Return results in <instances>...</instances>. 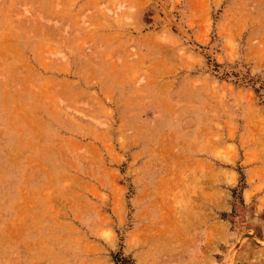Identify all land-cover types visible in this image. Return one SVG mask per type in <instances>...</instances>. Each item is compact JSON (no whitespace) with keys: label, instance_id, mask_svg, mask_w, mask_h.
Returning a JSON list of instances; mask_svg holds the SVG:
<instances>
[{"label":"rangeland","instance_id":"1","mask_svg":"<svg viewBox=\"0 0 264 264\" xmlns=\"http://www.w3.org/2000/svg\"><path fill=\"white\" fill-rule=\"evenodd\" d=\"M4 12L23 140H0V264H264V0Z\"/></svg>","mask_w":264,"mask_h":264},{"label":"crops","instance_id":"2","mask_svg":"<svg viewBox=\"0 0 264 264\" xmlns=\"http://www.w3.org/2000/svg\"><path fill=\"white\" fill-rule=\"evenodd\" d=\"M0 140H23V20L5 12L0 14ZM6 160L0 156V175H6Z\"/></svg>","mask_w":264,"mask_h":264},{"label":"bare ground","instance_id":"3","mask_svg":"<svg viewBox=\"0 0 264 264\" xmlns=\"http://www.w3.org/2000/svg\"><path fill=\"white\" fill-rule=\"evenodd\" d=\"M43 48V47H42Z\"/></svg>","mask_w":264,"mask_h":264}]
</instances>
